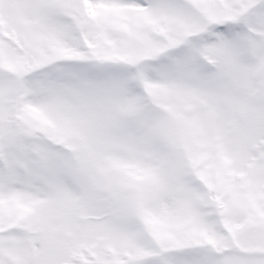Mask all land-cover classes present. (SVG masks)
<instances>
[{"label":"snow or ice","instance_id":"1","mask_svg":"<svg viewBox=\"0 0 264 264\" xmlns=\"http://www.w3.org/2000/svg\"><path fill=\"white\" fill-rule=\"evenodd\" d=\"M0 264H264V0H0Z\"/></svg>","mask_w":264,"mask_h":264}]
</instances>
